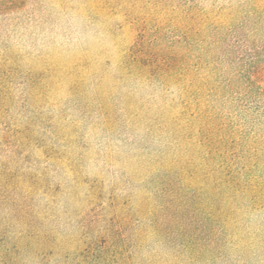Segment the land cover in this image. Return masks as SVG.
I'll list each match as a JSON object with an SVG mask.
<instances>
[{
  "label": "rangeland",
  "instance_id": "obj_1",
  "mask_svg": "<svg viewBox=\"0 0 264 264\" xmlns=\"http://www.w3.org/2000/svg\"><path fill=\"white\" fill-rule=\"evenodd\" d=\"M260 13L264 0H0V80L16 96L0 118L9 261L264 264V211L250 226L203 235L167 206L165 170L147 153L164 148L157 124L172 127L183 90L133 74L125 55L141 34L160 31L166 40L216 33L223 55L230 46L243 57ZM19 122L36 144L4 134ZM104 248L111 259L96 261Z\"/></svg>",
  "mask_w": 264,
  "mask_h": 264
},
{
  "label": "trees",
  "instance_id": "obj_2",
  "mask_svg": "<svg viewBox=\"0 0 264 264\" xmlns=\"http://www.w3.org/2000/svg\"><path fill=\"white\" fill-rule=\"evenodd\" d=\"M255 20L243 57L234 56L230 46L223 55L224 44L216 33L200 40H166L160 31L153 36L144 32L125 54L133 74L183 90L182 111L171 114L172 127L157 124L164 148L147 156L165 170L159 183L168 196L167 206L203 235L217 230L218 224L228 231L240 223L250 226V216L264 211V16L260 13ZM15 100L0 80V118L10 115ZM192 110V119L185 123L181 116ZM3 130L19 145L36 144L20 122ZM261 239L264 243V236ZM5 240L0 238V245ZM109 252L100 250L95 260L111 259ZM11 254L0 249V264H18L9 261Z\"/></svg>",
  "mask_w": 264,
  "mask_h": 264
}]
</instances>
